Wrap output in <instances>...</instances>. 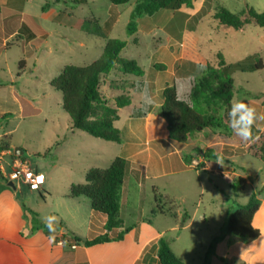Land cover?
I'll return each mask as SVG.
<instances>
[{
  "label": "rangeland",
  "instance_id": "obj_1",
  "mask_svg": "<svg viewBox=\"0 0 264 264\" xmlns=\"http://www.w3.org/2000/svg\"><path fill=\"white\" fill-rule=\"evenodd\" d=\"M134 3L135 0L121 5L110 0L26 2L27 8L37 13V20L46 33L38 49L36 41L24 45L18 37L9 38L7 48L0 44V82L15 81L22 103L21 106L12 96L5 97L4 89L0 90V109L11 113L0 125V138L4 132L11 135L10 143L2 144L5 150L11 149L7 153L8 164L4 160L2 163L10 171L9 164L20 158L43 172L45 190L40 193L50 194L51 203L46 204L38 191H31L14 180L21 198L34 211L39 209L43 214L60 211L77 233L90 238L95 234L85 226L89 200L85 196L70 197V185L83 182L90 167H107L115 157H129L134 148L143 149L141 161L147 165L142 168L145 180L139 185L137 179H130L129 203L122 206L125 223L136 224L140 230V233L129 232L128 241L166 232L177 256L186 264H201L212 239L222 234V240L208 255L210 264H264V161L248 153L245 141L234 133L232 136L195 134L187 143H176L181 153L195 156L191 169L183 167L180 156L172 149L175 142L167 138L170 146L151 137V145H145L148 139L145 121L131 115L133 107L148 110L153 135L161 116L162 90L173 80L177 79L183 90H187L188 78L202 73L197 70L198 65H204L207 60L216 66L218 53L228 63L258 53L264 63V27L251 23L243 30H235L219 25L214 18L220 6L239 13L250 5L262 12L264 0H194L192 7L161 9L140 18L137 32L129 36L127 24ZM44 5L47 7L43 12ZM93 16L102 26L108 19L114 20L108 37L126 40L121 55L136 59L145 69L142 77L112 71L102 83L103 92L111 100L122 93L132 96V104L120 109L116 123L123 145V142L106 141L71 128L70 117L62 106V93L51 85V80L66 64L84 66L101 55L107 38L89 32L90 23H85V27L77 24L78 20ZM23 59L25 63L21 64ZM233 77L234 99L250 102L258 116L264 115V67L238 70ZM134 80L143 81L141 92L133 91ZM145 87L151 103L142 95ZM254 125L264 129V120L257 119ZM210 145L218 151L217 162L223 169L219 165L217 168L206 166L200 171L193 169L202 162L193 147ZM16 148L23 151L22 155L15 154ZM237 179H243L246 186H232ZM253 192H259L262 200L254 218L261 235L246 242L227 234L225 224L231 204L247 202ZM157 206L164 211L171 207L174 214H160ZM72 212L77 214L75 218L71 217ZM185 212L190 215L189 223L179 230Z\"/></svg>",
  "mask_w": 264,
  "mask_h": 264
},
{
  "label": "trees",
  "instance_id": "obj_2",
  "mask_svg": "<svg viewBox=\"0 0 264 264\" xmlns=\"http://www.w3.org/2000/svg\"><path fill=\"white\" fill-rule=\"evenodd\" d=\"M110 1L115 5H121L131 0ZM193 2L194 0H135L127 24V33L130 36L137 32L138 20L144 16L153 15L161 9L179 10L182 6L192 7ZM46 7V5L43 6L44 11ZM214 18L218 20L219 25L235 30H243L251 23L264 27V11L259 12L250 5L239 13L220 6L214 13ZM78 21L79 27H85V23H90L92 29L89 32L107 38L103 51L97 59L87 65L66 64L51 80V85L62 93V106L70 117L73 129L84 131L106 141L122 143V133L116 123L120 119V109L132 104V96L122 93L111 100L103 92L102 83L112 71L124 76L142 77L145 75V69L136 59L121 55L127 45L126 40L108 37L114 25L113 19H108L104 26L94 16ZM218 59L216 66L206 60L204 64L206 70L186 80L187 90H183L177 79L163 88V102L160 106L163 135L175 143H187L195 134L233 135L228 118V110L231 108L235 95L233 73L238 70L260 69L264 67V63L258 53L233 63H228L222 53H218ZM24 63L25 60H21V64ZM131 87L134 92H141L143 81L134 80L131 82ZM148 113V110L133 107L132 116L141 117ZM7 117L8 114H0V125ZM253 136L259 138L244 143L247 152L264 161V129L254 125ZM10 141V134L0 138V152L6 149L4 145H8ZM195 153L202 158V162L194 167L196 170L206 166L217 168L218 165L223 169V166L217 162L219 153L212 145L206 148L199 146L195 149ZM194 157V154H183L187 165H191ZM129 169L128 160L123 156H117L107 167H90L85 173L83 182L70 185V197L85 196L89 199L93 211L106 215L103 234L92 239L84 238L68 229L62 222L54 225L55 231L50 232L46 222L37 219L35 216L38 214L34 211H32L34 217L30 233L42 229L55 242L63 241L65 245H71L72 241L92 246L123 239L124 235L134 227V225L126 226L121 215L122 186ZM2 176L0 167V178ZM232 186L244 188L246 182L243 179H237ZM261 204L259 192H253L247 202L231 204L227 210L225 232L246 242L258 238L261 232L254 225V218ZM157 208L160 214H174L171 207H168L166 211L160 206ZM188 217L189 214L185 212L182 221L184 222ZM114 229H118V232L115 236H111L109 232ZM222 238L223 235L220 234L212 239L207 251L208 255L213 252L215 244ZM158 244L159 264H186L173 251L166 236H161ZM208 255L202 264H210Z\"/></svg>",
  "mask_w": 264,
  "mask_h": 264
},
{
  "label": "crops",
  "instance_id": "obj_3",
  "mask_svg": "<svg viewBox=\"0 0 264 264\" xmlns=\"http://www.w3.org/2000/svg\"><path fill=\"white\" fill-rule=\"evenodd\" d=\"M28 1L29 0H0V44L2 43L5 45L4 48L9 46L7 40L14 37H18L24 45L33 44L34 41H36L35 46L37 49L42 46L41 37L46 31L39 24L37 13H33L27 8L26 2ZM41 8L43 10V6ZM22 35L24 38H22ZM14 82L15 81H11L5 84L0 82V90L4 89L3 93L5 97L10 98L12 96L13 100L17 101L22 106ZM0 114H8V117L11 115L10 112L4 111L3 109H0ZM22 114L26 116L23 109ZM141 117L145 121L148 136L145 145H151L150 138L152 137L160 142L169 143L171 146L167 137L163 135L164 128L161 120H157V128L152 135L149 127V118H151L150 112L146 116ZM159 123H161V129L158 128ZM5 134L6 132H4L1 137ZM123 144L124 141L121 145ZM197 147H193V149H197ZM172 149L180 156V159L183 161V167L191 169V166L184 162V153H181L182 149L178 148L176 143L173 144ZM133 150V153H131L129 157H125L129 162L130 169L125 176L122 186L121 215L122 206H127L129 203L131 193L129 185L130 179H137L139 185L145 180V174L142 168H145L147 165L141 161V155L144 150L139 148L136 150L134 148ZM10 152L11 149L2 150L0 152V167L3 175L0 178V264H159L158 241L161 236H166L170 241L169 237L166 232H164L163 234L158 233L157 235L143 240L137 238L134 241H128L127 236L129 232L134 230L140 233L136 224H131L134 225V227L124 235L123 239L112 240L92 246H86L83 243H76V245L73 246L75 242L72 241L71 245H65L60 241L55 242L53 238L42 229L30 233L34 217L32 211L34 210L21 198L18 187L15 185L14 180H11L9 177L12 170V162L9 164L11 166L10 171H7L2 163L4 160L8 164L6 158L9 157L7 153ZM191 165H193L192 161ZM34 169L39 171L37 167H34ZM198 171H200V169ZM41 190H45L43 185L38 192L46 204L51 203V195L47 194V196H42L40 193ZM35 210L34 212L38 214L35 217L40 221L46 222L47 217L55 216L57 217V221L54 225L62 222L68 229L75 233L78 232L74 226L71 225L70 221H67L68 219L62 216L60 211L51 210L43 214L39 209ZM76 215V213L72 212L71 217L75 218ZM183 216L181 221L183 220ZM106 219L107 217L105 214L93 211L90 204L87 220L85 219V226L94 232L95 235L88 239H92L105 232L104 225ZM188 219H190V215L184 222L180 221L181 227L179 230L188 225ZM125 224L129 226L127 223ZM117 232L118 229H114L109 233L111 236H115ZM77 234L80 235L79 233Z\"/></svg>",
  "mask_w": 264,
  "mask_h": 264
},
{
  "label": "clouds",
  "instance_id": "obj_4",
  "mask_svg": "<svg viewBox=\"0 0 264 264\" xmlns=\"http://www.w3.org/2000/svg\"><path fill=\"white\" fill-rule=\"evenodd\" d=\"M198 71L203 72L206 70L204 65H198ZM142 95L147 97V103H151V98L148 96L147 89L143 91ZM229 127L232 132L245 142H251L259 137L253 136V126L257 119L264 120V115L258 116L257 111L251 106L250 102L243 100H233L231 102V108L228 110ZM57 221V217L49 216L46 218V227L50 232H54V223Z\"/></svg>",
  "mask_w": 264,
  "mask_h": 264
},
{
  "label": "built area",
  "instance_id": "obj_5",
  "mask_svg": "<svg viewBox=\"0 0 264 264\" xmlns=\"http://www.w3.org/2000/svg\"><path fill=\"white\" fill-rule=\"evenodd\" d=\"M11 180H19L25 184L30 190L38 191L41 189L45 182V176L43 173L30 167L28 163L22 161L20 158H16L12 162V170L9 174ZM63 243V241H60ZM74 243L73 246H75Z\"/></svg>",
  "mask_w": 264,
  "mask_h": 264
},
{
  "label": "water",
  "instance_id": "obj_6",
  "mask_svg": "<svg viewBox=\"0 0 264 264\" xmlns=\"http://www.w3.org/2000/svg\"><path fill=\"white\" fill-rule=\"evenodd\" d=\"M14 152H15V154H17V155H22V152H23V151H22L21 149H19V148H16Z\"/></svg>",
  "mask_w": 264,
  "mask_h": 264
}]
</instances>
